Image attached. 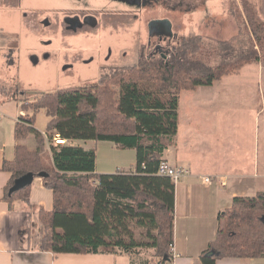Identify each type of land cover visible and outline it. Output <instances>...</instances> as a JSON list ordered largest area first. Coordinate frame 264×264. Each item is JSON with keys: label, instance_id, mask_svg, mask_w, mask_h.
I'll return each instance as SVG.
<instances>
[{"label": "trees", "instance_id": "obj_1", "mask_svg": "<svg viewBox=\"0 0 264 264\" xmlns=\"http://www.w3.org/2000/svg\"><path fill=\"white\" fill-rule=\"evenodd\" d=\"M231 5L250 30L248 48L214 69L206 70L198 57L212 49L197 38H183L168 55L152 56L149 48L148 60L113 68L86 88L60 89L32 102L24 92L23 102L16 96L1 97L0 90V105L20 101L26 112L16 125L15 140L34 135L37 143L35 150L17 144L15 159L4 163L2 171L11 174L4 200L10 205L30 203L32 183L12 192L27 175L42 178L54 195L53 211L39 210L42 250L133 257L146 248L157 251L155 264H166L174 242L177 184L158 171L163 152L178 133L181 95L212 87L249 64L264 67V23L257 7L248 0L241 7ZM41 110L49 117L45 133L35 129ZM56 137L64 144H55ZM74 141L134 150L135 166L127 173L99 175L96 149L73 146ZM220 220L224 230L203 254V264L264 258V193L235 198Z\"/></svg>", "mask_w": 264, "mask_h": 264}, {"label": "rangeland", "instance_id": "obj_2", "mask_svg": "<svg viewBox=\"0 0 264 264\" xmlns=\"http://www.w3.org/2000/svg\"><path fill=\"white\" fill-rule=\"evenodd\" d=\"M248 1L257 7L259 20L264 23V0ZM232 2L241 7L242 0H137L133 11L138 20L131 29L115 24L93 32L72 33L65 24L76 12L112 13L130 10L132 6L122 0H0L1 97L16 96L23 102L26 97L32 102L60 89L89 87L113 68L139 65L151 57L148 25L156 20H168L173 26L174 36L169 48L168 44L164 46V53L168 55L183 38H197L212 49L211 54L199 53V59L206 70L214 69L238 58L248 48L250 30L244 19L238 20L232 11ZM226 81L232 88L234 117H247L251 125L256 120L262 139L264 67L249 64L226 77ZM181 96L182 110L198 97L191 92ZM48 121L46 112L41 110L35 129L45 133ZM26 140L24 143L30 149L37 147L34 135ZM74 142L86 149L96 147L94 141ZM97 144L99 172L109 164L113 165L111 169L118 165L122 170L135 166L134 150L120 149L108 142ZM141 240L147 242L146 238ZM133 257L137 264H155L159 260L156 250L146 248Z\"/></svg>", "mask_w": 264, "mask_h": 264}, {"label": "crops", "instance_id": "obj_3", "mask_svg": "<svg viewBox=\"0 0 264 264\" xmlns=\"http://www.w3.org/2000/svg\"><path fill=\"white\" fill-rule=\"evenodd\" d=\"M230 86L225 77L212 87L191 92L198 97L184 110L180 105L178 133L162 154V161L190 172L176 185L174 245L178 257L174 264H203V254L224 230L220 215L231 208L235 198L264 193V134L261 139L256 120L251 125L247 117H234ZM22 104L11 100L0 106V264H137L125 254L55 255L42 250L39 210L54 209L53 192L42 178L32 182L30 203L15 201L10 205L4 200L11 174L2 171L3 165L15 159L17 144L27 146L25 140H15L16 125L26 116ZM70 144L77 146L76 142ZM95 144L87 150L97 151V174L133 169L122 170L118 165L111 169L109 164L99 172ZM224 180L226 184L221 185ZM216 264H264V258L223 259Z\"/></svg>", "mask_w": 264, "mask_h": 264}, {"label": "flooded vegetation", "instance_id": "obj_4", "mask_svg": "<svg viewBox=\"0 0 264 264\" xmlns=\"http://www.w3.org/2000/svg\"><path fill=\"white\" fill-rule=\"evenodd\" d=\"M126 2L129 7L132 6L130 10H121V11H82L79 13H74L70 16V19H67V23L65 24L66 28L72 33H79L82 31L93 32L98 30L99 28H107L109 26H113L115 24H122L126 26V28H132L135 21L138 20V15L135 11H133V7L137 6V0H122ZM135 13V14H134ZM125 19V21L121 22L120 19ZM149 27V48H153L151 55H155L157 53L162 54L165 50V45L170 44L173 37L169 36L168 29L164 25H153ZM155 38V41L153 39Z\"/></svg>", "mask_w": 264, "mask_h": 264}, {"label": "built area", "instance_id": "obj_5", "mask_svg": "<svg viewBox=\"0 0 264 264\" xmlns=\"http://www.w3.org/2000/svg\"><path fill=\"white\" fill-rule=\"evenodd\" d=\"M60 140L61 139L59 137H56L54 139L55 144H64V142L60 143ZM158 172H159L158 174L161 176L172 178L176 184H178L181 180L185 179L190 175L189 170L185 168L173 167L167 161H162ZM205 182L211 184V180L208 178L205 179ZM225 184H226V180L221 182V185H225ZM177 257L178 254L176 252V248L173 242V244L170 245L169 257H168L169 260L166 262V264H174Z\"/></svg>", "mask_w": 264, "mask_h": 264}, {"label": "water", "instance_id": "obj_6", "mask_svg": "<svg viewBox=\"0 0 264 264\" xmlns=\"http://www.w3.org/2000/svg\"><path fill=\"white\" fill-rule=\"evenodd\" d=\"M153 25H164L167 27L168 29V33L170 37L174 36L173 30H172V24L168 21V20H156L153 21L150 26ZM33 176L32 175H27L26 177L22 178L21 180H19L16 183V186L12 189V192L18 191L19 189L23 188L24 186H26L27 184H31L33 182ZM211 255V254H210ZM169 260V258H167V261Z\"/></svg>", "mask_w": 264, "mask_h": 264}, {"label": "bare ground", "instance_id": "obj_7", "mask_svg": "<svg viewBox=\"0 0 264 264\" xmlns=\"http://www.w3.org/2000/svg\"><path fill=\"white\" fill-rule=\"evenodd\" d=\"M61 142L63 143L64 141H61V140H60V143H61Z\"/></svg>", "mask_w": 264, "mask_h": 264}]
</instances>
